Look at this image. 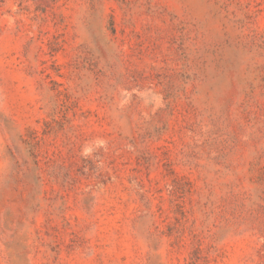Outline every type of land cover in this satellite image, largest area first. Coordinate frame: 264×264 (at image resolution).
Wrapping results in <instances>:
<instances>
[{"label": "rangeland", "instance_id": "374dc122", "mask_svg": "<svg viewBox=\"0 0 264 264\" xmlns=\"http://www.w3.org/2000/svg\"><path fill=\"white\" fill-rule=\"evenodd\" d=\"M0 264H264V0H0Z\"/></svg>", "mask_w": 264, "mask_h": 264}]
</instances>
